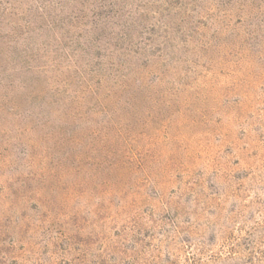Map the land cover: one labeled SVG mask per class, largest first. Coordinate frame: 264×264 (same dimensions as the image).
I'll use <instances>...</instances> for the list:
<instances>
[{"label":"rangeland","instance_id":"1","mask_svg":"<svg viewBox=\"0 0 264 264\" xmlns=\"http://www.w3.org/2000/svg\"><path fill=\"white\" fill-rule=\"evenodd\" d=\"M0 264H264V0H0Z\"/></svg>","mask_w":264,"mask_h":264}]
</instances>
